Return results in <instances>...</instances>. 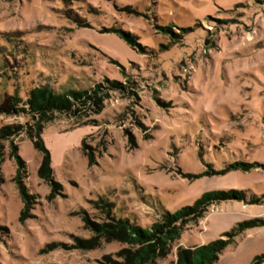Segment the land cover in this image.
<instances>
[{"label":"rangeland","instance_id":"1","mask_svg":"<svg viewBox=\"0 0 264 264\" xmlns=\"http://www.w3.org/2000/svg\"><path fill=\"white\" fill-rule=\"evenodd\" d=\"M99 85L101 105L43 125L53 173L41 177L29 92ZM1 128L0 264H102L129 245L83 248L96 236L84 218L148 228L204 193L246 191L209 207L152 263L175 264L179 246L264 219V202L250 201L264 196V0H0ZM262 253L258 226L215 264Z\"/></svg>","mask_w":264,"mask_h":264},{"label":"trees","instance_id":"2","mask_svg":"<svg viewBox=\"0 0 264 264\" xmlns=\"http://www.w3.org/2000/svg\"><path fill=\"white\" fill-rule=\"evenodd\" d=\"M110 86L107 87V90L117 87L118 82L111 81ZM103 93L101 85L91 91L69 90L57 93L49 87L41 86L35 87L29 92L24 106L31 114L38 117V122L35 125L34 143L41 152L45 153L39 170L41 177L51 180L53 173L51 156L41 137L43 125L54 121L59 115L75 116L78 111L90 108L91 104L101 105ZM13 99L16 102L21 100L17 96H14ZM21 110L25 111V108ZM6 130L5 128L0 129V139L5 138L8 134ZM251 167L252 165L244 163L230 166V168L242 170H249ZM20 189L26 200L21 215V219L25 220L28 218L32 196L26 193L24 186L21 185ZM247 196L246 191L235 189L207 192L193 205L185 206L174 213L165 212L159 221L154 222L148 228L132 224L124 219L94 224L84 218L87 226H92L96 236L91 240L82 241V246L85 249H91L98 247L102 240L105 242L118 241L128 244L129 247L119 251L116 258L113 255H105L102 264H152L158 259L167 257L172 245L182 238L186 227L203 218L209 207L221 202L246 200ZM250 201L252 203L264 202V196L262 198L253 196ZM258 226H264V219L255 218L237 223L229 232L208 244L191 247L179 246L175 264H215L228 247L236 244L238 237L246 230ZM263 263L264 253L256 256L252 261V264Z\"/></svg>","mask_w":264,"mask_h":264}]
</instances>
